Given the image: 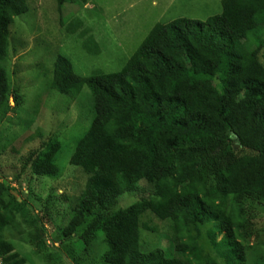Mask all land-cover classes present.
<instances>
[{"label":"trees","instance_id":"16d2710c","mask_svg":"<svg viewBox=\"0 0 264 264\" xmlns=\"http://www.w3.org/2000/svg\"><path fill=\"white\" fill-rule=\"evenodd\" d=\"M56 2L61 13L80 1ZM221 5L206 21L156 25L117 72L83 77L69 58L54 60L52 90L71 100L86 88L92 95L91 125L71 158L89 180L59 224L66 196L48 194L37 211L0 177V264H26L6 236L20 222L39 235L36 256L50 248L48 224L59 235L54 243L75 239L79 254L104 237L107 249L92 264H264L253 227L264 216V0ZM28 12L27 0H0V116L12 98L18 104L6 65L15 18ZM61 151L54 136L30 152L14 184L22 185L26 170L60 178ZM142 181L153 195L115 209ZM148 213L170 226L166 250L143 240V232L157 231ZM207 226L219 259L200 246Z\"/></svg>","mask_w":264,"mask_h":264},{"label":"rangeland","instance_id":"374dc122","mask_svg":"<svg viewBox=\"0 0 264 264\" xmlns=\"http://www.w3.org/2000/svg\"><path fill=\"white\" fill-rule=\"evenodd\" d=\"M79 1L74 6L65 5L60 13L56 0H27L29 12L15 18L12 27L11 54L6 65L19 100L16 104L12 98L10 107L0 116V177L12 188H20L37 211L40 209L37 200L46 199L48 194L66 196L67 200L58 202L57 223L75 206L89 180L80 168L71 165V158L78 141L90 128L92 95L86 88L77 99L71 100L52 90L54 60L60 55L69 58L83 77L120 71L156 25L177 19L206 21L221 14L223 0ZM54 136L62 146L59 156L62 176L34 178L26 170L22 185H15L14 178L22 171V160ZM141 188L138 193L122 196L115 209L127 208L142 197L153 195V187L146 181L141 182ZM16 194L21 196L19 192ZM145 220L157 231L143 232V240L149 244L159 242L166 250L169 243L164 235H171L169 224L153 213H148ZM253 227L260 231L264 241L263 215L254 220ZM19 228L20 231L10 230L6 236L16 244L26 264H79L80 261V264H92L107 249L102 236L92 243L88 253L75 252L79 250L75 239L61 247L53 242L58 239V233L46 224L50 248L36 256L39 235L26 222H20ZM208 228L202 229L200 246L206 254L219 259L207 236Z\"/></svg>","mask_w":264,"mask_h":264},{"label":"water","instance_id":"95a60500","mask_svg":"<svg viewBox=\"0 0 264 264\" xmlns=\"http://www.w3.org/2000/svg\"><path fill=\"white\" fill-rule=\"evenodd\" d=\"M2 180L0 179V182H1Z\"/></svg>","mask_w":264,"mask_h":264}]
</instances>
